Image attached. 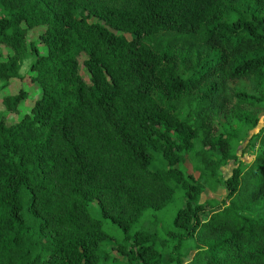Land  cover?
Returning <instances> with one entry per match:
<instances>
[{
  "label": "trees",
  "instance_id": "obj_1",
  "mask_svg": "<svg viewBox=\"0 0 264 264\" xmlns=\"http://www.w3.org/2000/svg\"><path fill=\"white\" fill-rule=\"evenodd\" d=\"M0 45V264H264V0H0Z\"/></svg>",
  "mask_w": 264,
  "mask_h": 264
},
{
  "label": "rangeland",
  "instance_id": "obj_2",
  "mask_svg": "<svg viewBox=\"0 0 264 264\" xmlns=\"http://www.w3.org/2000/svg\"><path fill=\"white\" fill-rule=\"evenodd\" d=\"M88 21L94 22L96 20L94 17H89ZM43 29L44 27L38 26L28 31V40H33L35 42L39 54L46 53V46L39 39V34L41 31H43ZM111 31H113L116 34H123L128 39L133 37V35L130 33H123L115 30H111ZM10 52L11 51L7 47L0 45V59H6V57L10 54ZM34 58L35 56H33L32 53L29 52L27 54V56L25 57V59L21 64V67L19 68L20 77L10 79L8 82L0 81V119L1 118L4 119L7 124L18 122L21 119L22 115L28 112L31 106L33 105V103L41 96V89L39 85L31 80V77L34 75V73L29 70L30 63L34 60ZM82 58L83 57L81 56L80 59L82 60ZM80 72L83 75L84 79L88 81L89 76L87 70L84 68L83 65L80 66ZM19 90L26 91L27 94L26 98L20 102L18 107V112L14 113L7 111L1 102L2 96L16 94ZM259 116L261 120L259 125L254 130L255 132L262 125V122L264 120V111H261ZM257 149H258V143L254 142V140L251 142L244 139L240 140L237 149V157H238L237 161H240L241 163L250 161L255 156ZM215 154L218 153L215 152ZM237 161L236 162L230 161L227 164L221 166L220 176L222 178H226L227 176H229L232 168L236 166ZM184 166L186 167L188 173H192L195 177L198 175V173L192 171L191 165L189 164L188 161H185ZM166 167H167V162L165 158L162 156V154L155 153L154 161L151 164L150 168L152 170H155ZM225 194H226V189L224 186H220L215 191L204 189L200 197V202H202L205 199L220 201L224 198ZM182 202H184V199H182ZM89 212L91 213V215L101 218L100 210L96 201H93L89 205ZM103 220L107 222V220L105 219ZM109 226L112 229H115L114 225L109 224ZM113 244L114 243L111 242L110 240L106 241L105 247L108 248L114 256L118 257L121 260L122 264H125L126 258L124 256H119L115 250H112L111 246ZM160 252L162 256V262H164L168 258V255L164 253L162 250H160Z\"/></svg>",
  "mask_w": 264,
  "mask_h": 264
}]
</instances>
